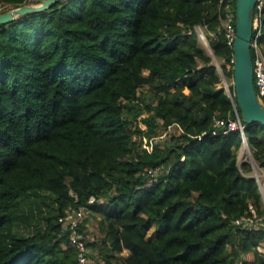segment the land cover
<instances>
[{"label":"trees","instance_id":"16d2710c","mask_svg":"<svg viewBox=\"0 0 264 264\" xmlns=\"http://www.w3.org/2000/svg\"><path fill=\"white\" fill-rule=\"evenodd\" d=\"M24 4L0 0V12ZM219 11L220 0H58L0 25V264H78L58 218L101 200L99 239L90 219L78 228L88 257L101 255L92 264H264V219L235 224L249 205L264 216L251 165L238 163L243 140L211 134L214 117L233 118ZM261 21L264 50V4ZM242 123L264 169V126ZM147 167L162 169L157 182ZM45 195L53 205L34 225L24 202L41 214Z\"/></svg>","mask_w":264,"mask_h":264},{"label":"built area","instance_id":"2783aa9c","mask_svg":"<svg viewBox=\"0 0 264 264\" xmlns=\"http://www.w3.org/2000/svg\"><path fill=\"white\" fill-rule=\"evenodd\" d=\"M235 0H220V11H219V24L220 30L225 36L226 42L229 46H233L235 33H236V15H235V8L233 7V2ZM30 4H39L40 0H27ZM264 0H258L254 7V15L252 17V38H251V51H252V64H253V81H254V88L257 95L259 102L264 107V50L261 47L260 39L263 35L262 30V8H263ZM196 33L198 35V39L201 43L207 42L208 40L205 36V32L201 27L196 28ZM209 46V44H208ZM233 62V59L231 60ZM218 64V71L221 73L220 64L216 60ZM222 77V76H221ZM222 87L226 91L227 95L230 98L232 111H233V118L225 119L221 117H214L212 119L211 124V134L215 135L219 132L227 133L229 131L237 130L243 140L244 146H247L246 137L244 134V125L242 120L237 112L236 105L233 101L231 92L229 90V86L233 84V80L227 81L222 77L221 80ZM205 132L201 133L197 136L198 139L204 135ZM151 149V148H150ZM149 149V150H150ZM252 171L250 175L255 179L257 182L258 188L261 193L262 202L264 205V169L260 168L256 164L251 162ZM160 167H147L145 168V173L149 179V183L157 182L158 177L161 172ZM89 203L94 201L93 197L89 198ZM84 208L78 207L74 208L69 206L66 211L65 215L60 216L58 218L59 223L62 225L64 231L68 232V240L69 244L76 250V256L78 260V264H91L89 257L87 255L88 249L84 242V237L81 233H79V225L83 219ZM249 212L250 216L242 217L235 221V224H257L261 225L263 223V217H258L255 208L252 205H249Z\"/></svg>","mask_w":264,"mask_h":264},{"label":"water","instance_id":"95a60500","mask_svg":"<svg viewBox=\"0 0 264 264\" xmlns=\"http://www.w3.org/2000/svg\"><path fill=\"white\" fill-rule=\"evenodd\" d=\"M58 0H40L39 4H24L0 12V25L11 22L19 16L38 13L53 6ZM258 0H236V33L233 42V87L242 120L264 126V107L259 102L253 81L251 52L252 12ZM246 143V142H245ZM247 144V143H246Z\"/></svg>","mask_w":264,"mask_h":264},{"label":"rangeland","instance_id":"374dc122","mask_svg":"<svg viewBox=\"0 0 264 264\" xmlns=\"http://www.w3.org/2000/svg\"><path fill=\"white\" fill-rule=\"evenodd\" d=\"M27 4H30L29 2H27ZM254 15V13H253ZM204 49L206 50V52L212 57V61H213V65L215 67V69L218 71V64L216 62V58L212 55V52H211V49L210 47L208 46L207 42H203L202 43ZM219 72V71H218ZM222 83V82H221ZM177 127L175 125L173 126H170L167 131L163 132L160 136L158 137H155L153 139L150 140V142H155L156 140H167L169 138V133L173 132V131H177L176 130ZM179 131V129H178ZM144 147L145 148H148V150L151 148V143H146V140L144 139V143H143ZM242 150L241 153H238L237 154V158H238V163L239 165H241L243 162H248L250 165H251V162L256 164L254 162V160L252 159V155H251V151L249 148H247L246 146H244V144L241 146L240 148ZM39 205H40V208L42 210L41 214H39L40 212L35 210V207H36V203L34 202H30L29 201H26L24 202V205L23 207L25 208L24 210L25 211H29V208L31 207L32 208V212L34 213V217L32 219V222L33 224L35 225H38V226H43L45 224V220H44V216L46 215V213L49 211V206L53 203H52V200L47 198V196H43V198L41 199H38V202H37ZM106 202L101 200L100 201V206H101V210L99 212H92V213H89L87 211H84V214H83V219L85 218H88L90 219L89 221V225H88V231H89V237L92 238V241L94 240H98L100 237V233H99V224L100 222H102L103 220V216H102V209H104L106 207ZM49 205V206H48ZM32 225L30 227H27V228H24L25 231H29V232H33L35 230V226ZM23 229V228H22ZM155 229H156V226L153 225L150 227V229L148 230L147 232V235H146V238L147 239H152L155 235ZM258 250L264 254V242H262L259 246H258ZM88 252H89V249H88ZM124 255L127 254V252H123ZM91 255L93 256V258H89L91 264L93 262H95V259L97 260H101V255L99 253V251L96 249L94 250L93 252H91Z\"/></svg>","mask_w":264,"mask_h":264},{"label":"crops","instance_id":"0c3cea01","mask_svg":"<svg viewBox=\"0 0 264 264\" xmlns=\"http://www.w3.org/2000/svg\"><path fill=\"white\" fill-rule=\"evenodd\" d=\"M241 152H242V150H241V149H239V150H238V153H241ZM238 153H237V154H238Z\"/></svg>","mask_w":264,"mask_h":264}]
</instances>
